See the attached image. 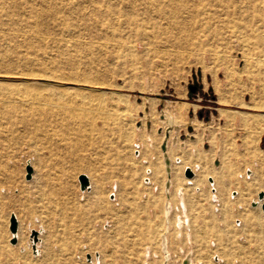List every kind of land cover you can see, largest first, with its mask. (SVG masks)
<instances>
[{
	"label": "rangeland",
	"instance_id": "obj_1",
	"mask_svg": "<svg viewBox=\"0 0 264 264\" xmlns=\"http://www.w3.org/2000/svg\"><path fill=\"white\" fill-rule=\"evenodd\" d=\"M14 1L0 0V264H264V131L261 151L244 140L264 116L230 113H264V0Z\"/></svg>",
	"mask_w": 264,
	"mask_h": 264
},
{
	"label": "bare ground",
	"instance_id": "obj_2",
	"mask_svg": "<svg viewBox=\"0 0 264 264\" xmlns=\"http://www.w3.org/2000/svg\"><path fill=\"white\" fill-rule=\"evenodd\" d=\"M24 1H26V0H24ZM135 1V0H134ZM6 3H7V5L8 6H13V5H18L20 2H18V1H14V0H6ZM46 3V2H45ZM148 10V9H147ZM98 11V10H97ZM4 13H5V15L6 16H8V17H13L15 14L11 11V10H8V9H4ZM30 13H34V15H43V13L42 12H36L35 10L34 11H30ZM183 13V12H182ZM112 15V14H111ZM47 17V16H46ZM178 21V20H177ZM18 22V21H17ZM166 24V23H165ZM70 31V30H69ZM145 39V38H144ZM92 42V41H91ZM180 51V50H179ZM263 64V63H262ZM47 78V77H46ZM59 78V77H58ZM61 80H63V79H61ZM66 80H69V79H66ZM72 80H74V79H72ZM75 81H77V80H75ZM91 81V80H90ZM94 82V81H93ZM18 84V83H17ZM23 84V83H22ZM21 84V85H22ZM36 84V83H35ZM101 84V83H100ZM26 85H28V84H26ZM30 85H32V84H30ZM39 86L41 85V84H38ZM46 85V84H45ZM44 85V86H45ZM47 85H49V84H47ZM106 85V84H105ZM18 86H19V84H18ZM29 86V85H28ZM38 86V87H39ZM73 86V85H72ZM71 86V87H72ZM30 88H32L33 89V87H31V86H29ZM41 87V86H40ZM45 87H48V86H45ZM52 87V86H51ZM54 87V86H53ZM57 87V86H56ZM63 87V86H62ZM61 87V88H62ZM95 87H97V86H95ZM65 88V87H64ZM14 89V88H13ZM16 89V88H15ZM26 89V88H25ZM38 89V88H37ZM42 89V88H41ZM78 89L79 88H77V91H78ZM86 88H84V90H85ZM101 89V88H100ZM18 90V88L16 89V91ZM30 90V89H29ZM36 90V89H35ZM54 90V89H53ZM75 91H76V89H74ZM80 90V89H79ZM82 90V89H81ZM83 90V91H84ZM19 91V90H18ZM34 91V90H33ZM37 91V90H36ZM42 91V90H41ZM44 91V90H43ZM52 91V90H51ZM55 91H56V89H55ZM67 91V90H66ZM9 92V89H8V91H7V93ZM30 92V91H29ZM45 92H46V90H45ZM58 92V91H57ZM62 92V91H61ZM64 92V91H63ZM99 92V91H98ZM44 92H40L39 94L37 93L36 94V96H37V98L39 99L40 97L41 98H43L44 97V95L45 94H43ZM47 93V92H46ZM59 93V92H58ZM78 93V92H77ZM23 94V93H22ZM26 94H27V92H26ZM17 95V94H16ZM54 95H56V94H54ZM76 95V94H75ZM80 95V94H79ZM31 96H35L34 94L33 95H31ZM62 96V95H61ZM77 96V95H76ZM82 96H83V94H82ZM86 96V95H85ZM84 96V97H85ZM102 97H103V95H102ZM101 97V98H102ZM36 98V99H37ZM75 98V97H74ZM77 98V97H76ZM97 98V97H96ZM119 98V97H118ZM33 99V98H32ZM80 99V98H79ZM84 99V98H83ZM91 99V98H90ZM95 99V98H94ZM98 99V98H97ZM1 100V99H0ZM4 100V98L2 99V101ZM16 100V99H15ZM85 100V99H84ZM83 100V101H84ZM92 100V102H94L93 101V99H91ZM5 101V100H4ZM14 101V100H13ZM19 102H20V99L18 100ZM26 101V100H25ZM29 101V100H28ZM33 101H35V100H33ZM63 101H65V100H63ZM80 101H82V100H80ZM86 101V100H85ZM90 101V100H89ZM22 102V101H21ZM29 102H31V101H29ZM60 102H62V101H60ZM68 102V101H67ZM27 103V102H26ZM31 103H33V102H31ZM45 103V102H44ZM46 103H47V101H46ZM77 103H78V101H77ZM88 103H90V102H88ZM87 103V104H88ZM60 104V103H59ZM69 104V103H68ZM72 104V103H71ZM74 104V103H73ZM242 104V103H241ZM33 105V104H32ZM48 105V104H47ZM51 105V104H50ZM49 105V106H50ZM54 105H55V103H54ZM57 105V104H56ZM80 105V104H79ZM83 105H86V103H84ZM48 106V107H49ZM52 106V105H51ZM59 106V105H58ZM68 105H66V107L65 108H68L67 107ZM69 106H70V104H69ZM82 106V105H81ZM80 106V108H82ZM263 106V105H262ZM57 107V106H56ZM60 107V106H59ZM63 107V106H62ZM87 107H88V105H87ZM90 107V106H89ZM92 107V106H91ZM261 107V106H260ZM103 108V107H102ZM123 108V107H122ZM50 109V108H49ZM70 109H72V108H70ZM83 109V108H82ZM88 108H86L85 107V110H87ZM92 109V108H91ZM96 109V108H95ZM99 108H97V110H98ZM108 109V108H107ZM106 109V110H107ZM126 109V108H125ZM46 110V109H45ZM103 110V109H102ZM119 110V109H118ZM231 109H227V108H219V111L221 112V113H224L225 111H226V113H227V111H230ZM71 111H74V110H71ZM80 111V110H79ZM91 111V110H90ZM94 111V110H93ZM81 112V111H80ZM79 112V113H80ZM119 112V111H118ZM87 113V112H86ZM109 113V112H108ZM230 113H232L233 114V116H234V114H236V113H239L241 116H240V119L242 120L241 122L243 123L242 125L243 126H245V128L248 126V119L247 118H252V119H258V117H260V116H264V113H249V112H246V111H242V110H233V112H230ZM83 114H84V112H83ZM102 114V113H101ZM110 114H111V112H110ZM120 114H122V113H120ZM92 115H94V114H92ZM117 115H119V114H117ZM117 115H116V117H117ZM249 115H252V117L251 116H249ZM259 115V116H258ZM78 116V115H77ZM113 117V116H112ZM88 118V117H87ZM86 118V119H87ZM119 118H120V116H119ZM100 119V118H99ZM106 119V118H105ZM130 120V119H129ZM95 121V120H94ZM117 121V120H116ZM163 123V122H162ZM47 127V126H46ZM51 130V129H50ZM262 130L264 131V129H261V130H259V131H256L254 134H253V136L250 138V140L248 141V138L247 139H244L245 140V144L248 146V149L249 148H251V147H253V148H255V149H257V150H260V148L258 147V141H259V139H260V137H261V134H262ZM47 135V134H46ZM167 138H168V136L166 137V140H167ZM166 140H164V141H162L163 143L161 144V150H162V160H163V165H164V170H165V172H170L171 170H173L172 169V164H173V161L174 160H172L169 156H168V147H167V144H166ZM170 142V141H169ZM248 143V144H247ZM165 147V148H164ZM261 151V150H260ZM186 156V155H185ZM179 158V157H178ZM179 162H181L180 161V159H179ZM192 167V166H191ZM195 167V166H194ZM196 167L197 168H200V169H202V166H200V165H196ZM189 166H187V165H184L183 166V169H182V172H184V171H186V169H187V171L189 170ZM34 170V168H32V171ZM204 170V169H203ZM150 171V173H152V170H149ZM148 171V172H149ZM186 171V172H187ZM191 172H192V175L189 177V176H187V177H189V178H185V180H186V183L188 184V185H196V186H198L199 184L197 183V181H198V174H196V173H194V177H193V169H191ZM177 174L178 173H174V175L173 176H171L170 175V178L167 180V182L165 183L166 184V188H167V190H169V187H170V185L174 182V181H176V179H177ZM31 176H32V174H31ZM85 178H86V181H87V183H89V186H84L83 185V182H82V180H81V178H80V181H81V186H82V189L84 190L86 187H90L91 188V190H88L85 194H84V200H85V198H86V201H92V200H94V204H98V201L96 200V194H97V192L95 191V184L93 183L94 182V180H93V177H90V176H85ZM31 180V179H30ZM151 181V180H150ZM36 184V183H35ZM216 184V183H215ZM37 185V184H36ZM163 185V184H162ZM183 186H185V184L183 185ZM163 187V186H162ZM172 187V186H171ZM182 187V186H181ZM177 189V188H176ZM183 189V188H182ZM181 189V190H182ZM181 193L182 192H180V196H182L181 195ZM262 193H264V192H262ZM184 196V195H183ZM168 197V196H167ZM217 197H219V196H217ZM259 198H260V196H259ZM179 200V199H178ZM172 201V200H171ZM165 203H166V201H165ZM182 203H184V202H182ZM263 203H264V197L263 198H260V201L258 202V205H257V207H255V212H256V215H255V219L261 224V225H263L262 226V228L261 229H259L258 231H256L255 233H254V236H253V240L255 241V243L256 244H258V247H260V248H263L264 247V223L262 222V218H263V215H262V211L264 212V210H263V208H262V206H263ZM73 206H77V207H82L83 205H80V203L79 202H77L75 205H73ZM165 206V205H164ZM175 206V205H174ZM177 206V205H176ZM168 207V206H167ZM166 207V208H167ZM235 207V206H234ZM171 208V207H170ZM173 208V207H172ZM175 208H177V207H175ZM178 209V208H177ZM185 210H186V207H185ZM163 211V210H162ZM165 211V210H164ZM167 211V210H166ZM166 215V214H165ZM164 215V216H165ZM186 215V214H185ZM170 216V215H169ZM181 216V215H180ZM179 217V216H178ZM177 217V218H178ZM165 218V217H164ZM168 218V217H167ZM180 218V217H179ZM176 220V219H175ZM166 221V220H165ZM166 223V222H165ZM169 223H170V221H169ZM183 223V222H182ZM256 224V223H255ZM166 225V224H165ZM175 225V224H174ZM182 225H184V224H182ZM171 226V225H170ZM188 227V226H187ZM257 227V226H256ZM182 228V227H181ZM190 228V227H189ZM165 229V228H164ZM165 230H167V229H165ZM24 231V230H23ZM179 232V231H178ZM13 234H15L16 233V231L15 232H12ZM154 233V232H153ZM165 233V232H164ZM19 237H21V240H22V232H21V228L19 227ZM163 235V234H162ZM180 236H181V234H180ZM169 237V236H168ZM179 238V237H178ZM165 242H166V238L164 237L163 238V243H164V245H165ZM191 242V241H190ZM189 242V243H190ZM162 244V243H161ZM39 246H40V244H38ZM38 246V247H39ZM168 246V245H167ZM190 247V246H189ZM27 249L28 250H30L31 249V247H27ZM165 249V248H164ZM191 251V250H190ZM26 253V252H25ZM6 254V253H5ZM164 255H166V254H164ZM192 255V254H191ZM191 255H190V252H187L186 253V258L184 259V261H183V263L182 264H193V260H192V258H191ZM165 257V256H164ZM168 257V256H167ZM146 258V257H145ZM171 258V257H170ZM172 262V261H171ZM170 262V263H171ZM26 264H28L27 262H25ZM97 264H98V262H97ZM154 264H155V262H154Z\"/></svg>",
	"mask_w": 264,
	"mask_h": 264
},
{
	"label": "water",
	"instance_id": "obj_3",
	"mask_svg": "<svg viewBox=\"0 0 264 264\" xmlns=\"http://www.w3.org/2000/svg\"><path fill=\"white\" fill-rule=\"evenodd\" d=\"M31 174H32V167L31 166H28L27 167V179H30L31 178ZM186 175L190 177L192 175V172L190 170H188L186 172ZM81 180H82L84 186L87 185V181H86L85 176H82L81 177ZM259 196H260V198H263L264 197V193H260ZM262 208L264 210V203H263ZM10 229H11L12 232H15L16 231V220H15L14 217L11 218V226H10Z\"/></svg>",
	"mask_w": 264,
	"mask_h": 264
}]
</instances>
